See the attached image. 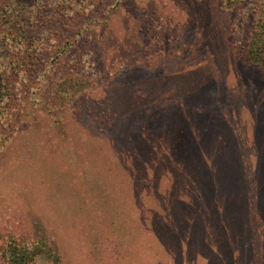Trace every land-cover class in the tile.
Masks as SVG:
<instances>
[{
    "label": "rangeland",
    "instance_id": "1",
    "mask_svg": "<svg viewBox=\"0 0 264 264\" xmlns=\"http://www.w3.org/2000/svg\"><path fill=\"white\" fill-rule=\"evenodd\" d=\"M263 22L264 0H0V264H264Z\"/></svg>",
    "mask_w": 264,
    "mask_h": 264
},
{
    "label": "trees",
    "instance_id": "2",
    "mask_svg": "<svg viewBox=\"0 0 264 264\" xmlns=\"http://www.w3.org/2000/svg\"><path fill=\"white\" fill-rule=\"evenodd\" d=\"M251 49L255 51V57H260L264 53V22L261 23L258 27V30L254 32L251 37ZM262 66L263 60L256 61ZM264 68V66H262ZM8 257L11 261V264H27L29 256L27 253H22L18 251L17 247L9 246L7 250ZM221 263V262H220Z\"/></svg>",
    "mask_w": 264,
    "mask_h": 264
}]
</instances>
